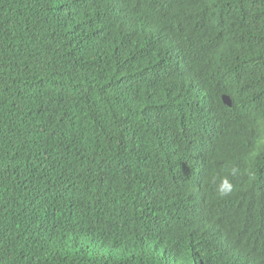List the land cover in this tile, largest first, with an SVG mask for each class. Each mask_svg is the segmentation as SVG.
I'll return each instance as SVG.
<instances>
[{
	"label": "trees",
	"instance_id": "1",
	"mask_svg": "<svg viewBox=\"0 0 264 264\" xmlns=\"http://www.w3.org/2000/svg\"><path fill=\"white\" fill-rule=\"evenodd\" d=\"M0 264H264V0H0Z\"/></svg>",
	"mask_w": 264,
	"mask_h": 264
},
{
	"label": "water",
	"instance_id": "2",
	"mask_svg": "<svg viewBox=\"0 0 264 264\" xmlns=\"http://www.w3.org/2000/svg\"><path fill=\"white\" fill-rule=\"evenodd\" d=\"M223 98H224L225 103H227L229 106H232V104H233L232 103V99H231V97L229 95L225 94L223 96Z\"/></svg>",
	"mask_w": 264,
	"mask_h": 264
},
{
	"label": "clouds",
	"instance_id": "3",
	"mask_svg": "<svg viewBox=\"0 0 264 264\" xmlns=\"http://www.w3.org/2000/svg\"><path fill=\"white\" fill-rule=\"evenodd\" d=\"M223 191H224V187L222 186V187H221V192H223Z\"/></svg>",
	"mask_w": 264,
	"mask_h": 264
},
{
	"label": "bare ground",
	"instance_id": "4",
	"mask_svg": "<svg viewBox=\"0 0 264 264\" xmlns=\"http://www.w3.org/2000/svg\"><path fill=\"white\" fill-rule=\"evenodd\" d=\"M180 150V149H179ZM146 189V188H145Z\"/></svg>",
	"mask_w": 264,
	"mask_h": 264
}]
</instances>
